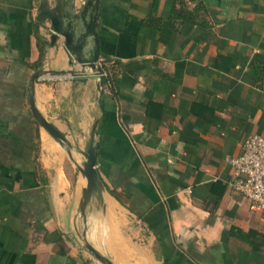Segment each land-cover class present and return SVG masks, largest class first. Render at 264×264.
I'll return each instance as SVG.
<instances>
[{
  "label": "crops",
  "instance_id": "obj_1",
  "mask_svg": "<svg viewBox=\"0 0 264 264\" xmlns=\"http://www.w3.org/2000/svg\"><path fill=\"white\" fill-rule=\"evenodd\" d=\"M41 1L0 0V264H101L80 235L113 264H264V213L226 161L264 136V0H102L104 84L66 72ZM95 121L102 206L65 151L80 163Z\"/></svg>",
  "mask_w": 264,
  "mask_h": 264
},
{
  "label": "water",
  "instance_id": "obj_2",
  "mask_svg": "<svg viewBox=\"0 0 264 264\" xmlns=\"http://www.w3.org/2000/svg\"><path fill=\"white\" fill-rule=\"evenodd\" d=\"M102 0H55L54 5L49 7V0H42L39 7L37 20L43 23L49 20L50 39L49 45L56 44L59 37L63 38V47L69 53V62L77 64L78 69L66 71L73 80L84 81L90 78H101L100 50L96 31V22ZM50 71L38 69L32 73L29 79V89L32 91L34 81ZM29 112L35 124L36 131L45 132L51 139L60 145L63 136L54 129L36 110L33 97L29 98ZM95 121L86 151L81 152V162H77L68 148L65 151L69 159L74 163L76 172L86 178V186L82 187L83 204L96 200L99 206L103 204V195L106 189L96 170V145L94 138L97 135ZM82 249L86 250L91 257L101 264H113L107 257L105 261L98 255L84 235Z\"/></svg>",
  "mask_w": 264,
  "mask_h": 264
},
{
  "label": "built area",
  "instance_id": "obj_3",
  "mask_svg": "<svg viewBox=\"0 0 264 264\" xmlns=\"http://www.w3.org/2000/svg\"><path fill=\"white\" fill-rule=\"evenodd\" d=\"M226 161L234 175L229 186L264 213V136L251 135L244 142L242 153L226 157Z\"/></svg>",
  "mask_w": 264,
  "mask_h": 264
},
{
  "label": "trees",
  "instance_id": "obj_4",
  "mask_svg": "<svg viewBox=\"0 0 264 264\" xmlns=\"http://www.w3.org/2000/svg\"><path fill=\"white\" fill-rule=\"evenodd\" d=\"M176 16H182V17H184V18H188V19H193L192 17H191V14H190V12H188V11H183V8L182 9H173V14L171 15V17L172 18H175ZM37 39H38V45H39V54H40V57H42V55H43V50H42V46L44 45V42H43V40L41 39V37H37ZM101 73H102V71H101ZM107 76L106 75H103V76H101V83H105L106 81H107ZM263 241V243H264V239H262ZM260 241V240H259ZM260 243H261V241H260Z\"/></svg>",
  "mask_w": 264,
  "mask_h": 264
},
{
  "label": "bare ground",
  "instance_id": "obj_5",
  "mask_svg": "<svg viewBox=\"0 0 264 264\" xmlns=\"http://www.w3.org/2000/svg\"><path fill=\"white\" fill-rule=\"evenodd\" d=\"M80 178H81V180H82V187H84V186H86V178L84 177V176H82V175H80ZM95 251V250H94ZM98 255H100V253H98L97 251H95ZM101 256V255H100ZM101 258H102V260L103 261H105V258L104 257H102L101 256Z\"/></svg>",
  "mask_w": 264,
  "mask_h": 264
},
{
  "label": "rangeland",
  "instance_id": "obj_6",
  "mask_svg": "<svg viewBox=\"0 0 264 264\" xmlns=\"http://www.w3.org/2000/svg\"><path fill=\"white\" fill-rule=\"evenodd\" d=\"M79 239V238H78ZM78 243H80L79 241H78Z\"/></svg>",
  "mask_w": 264,
  "mask_h": 264
}]
</instances>
